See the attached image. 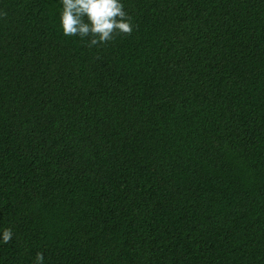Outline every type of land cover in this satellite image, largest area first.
Wrapping results in <instances>:
<instances>
[{
  "label": "trees",
  "instance_id": "obj_1",
  "mask_svg": "<svg viewBox=\"0 0 264 264\" xmlns=\"http://www.w3.org/2000/svg\"><path fill=\"white\" fill-rule=\"evenodd\" d=\"M122 3L0 0V264H264V0Z\"/></svg>",
  "mask_w": 264,
  "mask_h": 264
},
{
  "label": "clouds",
  "instance_id": "obj_2",
  "mask_svg": "<svg viewBox=\"0 0 264 264\" xmlns=\"http://www.w3.org/2000/svg\"><path fill=\"white\" fill-rule=\"evenodd\" d=\"M59 26L66 36L89 37L90 45L113 39L116 33H130L132 23L122 0H60ZM12 236L11 228L0 230V242ZM36 264H43L37 253Z\"/></svg>",
  "mask_w": 264,
  "mask_h": 264
}]
</instances>
